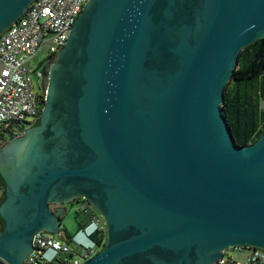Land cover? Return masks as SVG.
<instances>
[{
  "label": "water",
  "instance_id": "water-1",
  "mask_svg": "<svg viewBox=\"0 0 264 264\" xmlns=\"http://www.w3.org/2000/svg\"><path fill=\"white\" fill-rule=\"evenodd\" d=\"M36 0H0V36ZM264 0H91L52 66L40 124L10 134L0 264H25L84 198L106 245L84 264H217L264 250V134L237 145L222 113ZM231 264V263H230Z\"/></svg>",
  "mask_w": 264,
  "mask_h": 264
},
{
  "label": "built area",
  "instance_id": "built-area-1",
  "mask_svg": "<svg viewBox=\"0 0 264 264\" xmlns=\"http://www.w3.org/2000/svg\"><path fill=\"white\" fill-rule=\"evenodd\" d=\"M90 1L36 0L23 17L0 36V146L9 138L13 129L16 131L22 126L34 125L40 119L47 95L43 89V73L35 69L31 61L47 47L48 62L56 60L66 46L77 19ZM30 118L34 122L28 125L27 120ZM83 210L88 211L86 204ZM102 223L103 220L97 215L83 232L91 226L94 229L87 237L95 231H104ZM32 244L33 251L25 264H84L97 254L98 247L87 245L80 259L69 260L62 256L73 255L74 250L64 241L61 233L56 236L39 232L35 234ZM77 245L82 246L80 243ZM234 254L243 255L245 259L235 260ZM227 263L264 264V250L230 248L223 253L217 264Z\"/></svg>",
  "mask_w": 264,
  "mask_h": 264
},
{
  "label": "trees",
  "instance_id": "trees-1",
  "mask_svg": "<svg viewBox=\"0 0 264 264\" xmlns=\"http://www.w3.org/2000/svg\"><path fill=\"white\" fill-rule=\"evenodd\" d=\"M263 104L264 39H261L241 52L238 65L225 90L222 113L238 146L247 147L263 136ZM40 119L35 123L37 126L40 124ZM0 226L3 227L1 219ZM87 238L90 244L103 248L107 241L106 228L104 231H95ZM70 240H72L71 236Z\"/></svg>",
  "mask_w": 264,
  "mask_h": 264
},
{
  "label": "rangeland",
  "instance_id": "rangeland-1",
  "mask_svg": "<svg viewBox=\"0 0 264 264\" xmlns=\"http://www.w3.org/2000/svg\"><path fill=\"white\" fill-rule=\"evenodd\" d=\"M47 48L42 49L37 54L35 59L31 61L35 69L40 71L44 70V66L47 64L49 60ZM35 85H36V81H35ZM33 122H34L33 118L27 120L28 125L32 124ZM83 204L84 202H80V203L74 202V203L65 204L66 212L62 217V226L60 229V233L64 241L71 245L72 249L74 250V254L62 256V258H67L69 260L80 259V256L85 251L84 248L87 245H90V242L82 229L89 226L92 223L94 217L97 216L98 214L92 210L85 212L83 210ZM70 236L72 237V240H70ZM77 243H80L83 247L77 245ZM100 250L101 248L96 247L97 253ZM233 257L235 260H240V261L245 259V256L238 254H234Z\"/></svg>",
  "mask_w": 264,
  "mask_h": 264
},
{
  "label": "flooded vegetation",
  "instance_id": "flooded-vegetation-1",
  "mask_svg": "<svg viewBox=\"0 0 264 264\" xmlns=\"http://www.w3.org/2000/svg\"><path fill=\"white\" fill-rule=\"evenodd\" d=\"M61 51L59 52V54L61 53ZM59 54H58V56H59ZM58 56H57V58H56V60L54 62H51V63L47 62V64L44 66V70L42 71L43 77H44L43 86L47 90V95H48V88H49V85H50L49 84L50 70H51L52 66L56 64L57 59H58ZM36 126H37L36 124L30 125V127L29 126H26L24 130L27 131V130H30L31 128L36 127ZM22 128H23V126L20 129L16 130V131L13 129L12 130L13 132L11 134L15 135V138L16 139H22L23 137L26 136V133L20 134V131L22 130ZM9 140H10V138H8L0 146V209H1V206L3 205V203L5 202L6 198H7V189H8V181H7V179H6V177H5L4 173H3V170L1 168V156H2V150L6 147L7 144H9ZM74 202H78V203L84 202V204H86L87 207H88V211L89 210H92V211L96 212L101 217V219H102L101 214L96 210V208L90 202H88L87 200H85L84 198L77 199ZM74 202H72V203H74ZM51 209H52V211H54L57 214L59 212H61V211H65L66 212V210H65V204H55V205H52L51 206ZM0 219H1V211H0ZM103 224H104V222H103ZM104 226H105V224H104ZM3 227H4V224H3ZM3 227H1V232L3 230ZM227 264H230V263H227Z\"/></svg>",
  "mask_w": 264,
  "mask_h": 264
},
{
  "label": "clouds",
  "instance_id": "clouds-1",
  "mask_svg": "<svg viewBox=\"0 0 264 264\" xmlns=\"http://www.w3.org/2000/svg\"><path fill=\"white\" fill-rule=\"evenodd\" d=\"M85 230V229H84ZM83 230V231H84ZM89 232H90V230H88V231H86V232H84L85 233V235H87V234H89ZM49 255H51L52 256V254H49Z\"/></svg>",
  "mask_w": 264,
  "mask_h": 264
},
{
  "label": "crops",
  "instance_id": "crops-1",
  "mask_svg": "<svg viewBox=\"0 0 264 264\" xmlns=\"http://www.w3.org/2000/svg\"><path fill=\"white\" fill-rule=\"evenodd\" d=\"M92 229H94V226H91V227L89 228L90 231H91Z\"/></svg>",
  "mask_w": 264,
  "mask_h": 264
}]
</instances>
